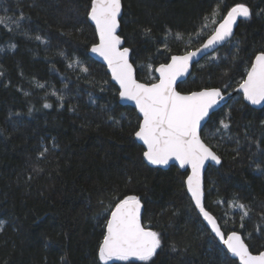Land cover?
<instances>
[{"label":"trees","instance_id":"trees-1","mask_svg":"<svg viewBox=\"0 0 264 264\" xmlns=\"http://www.w3.org/2000/svg\"><path fill=\"white\" fill-rule=\"evenodd\" d=\"M89 4L0 0V264H103L98 248L106 219L125 195L141 198L143 222L160 233L161 248L149 262L108 264H239L188 195V171L143 159L134 135L137 110L120 102L107 67L89 54L98 41ZM218 4L217 24L237 4L252 14L214 56L194 65L178 89H235L264 51V0H123L120 34L138 78L153 82L149 66L199 46L213 29L202 30L203 18L211 19ZM206 125L202 137L222 159L207 170L206 207L226 233L239 231L259 253L264 107L254 108L238 93ZM234 200L250 208L244 227Z\"/></svg>","mask_w":264,"mask_h":264},{"label":"snow or ice","instance_id":"snow-or-ice-1","mask_svg":"<svg viewBox=\"0 0 264 264\" xmlns=\"http://www.w3.org/2000/svg\"><path fill=\"white\" fill-rule=\"evenodd\" d=\"M220 11L218 4L210 14L211 24H217L216 17ZM251 14L250 8L245 4L231 7L221 17L218 26L213 28L206 42L194 51L171 56L170 62L162 63L155 69L159 73L157 82L145 84L135 78L129 59L131 49L122 46L124 40L118 34L122 0H90L87 12L98 35V42L92 46L91 51L107 62L112 79L119 84L120 97L134 101L142 114L134 135L145 146L143 159L150 165L164 166L170 161H176L181 168L190 167L191 174L186 179L187 190L203 218L211 225L212 232L226 246L227 253H231V258H238L239 264H264V251L254 255L237 231L225 234L203 203L202 174L205 162L214 161L219 164L221 158L204 142L201 132L207 126L206 118H210V112L224 100V94L220 88L214 87L186 94L177 90V81L188 72L193 58L228 41L234 35L233 26L238 18H249ZM20 18L23 19L22 16ZM209 19V16L203 18L202 30L208 27ZM3 22L0 19V23ZM145 31L150 32V29ZM175 37L183 39V34L176 33ZM36 39L41 38L37 36ZM83 70L87 71V68ZM37 86L43 87L39 84ZM238 88L243 93V98L251 104L264 103V51L255 56L238 82ZM44 107L50 105L45 104ZM220 126L223 129L229 128V124L223 120L220 121ZM219 131L218 128L217 132ZM43 154L40 153L41 156ZM257 167L259 168V164ZM142 207L139 196L125 195L111 208L98 248V258L103 264L133 259L149 262L161 248L160 233L142 222ZM232 207L240 210L241 227H244L243 221L250 218L249 206L234 200Z\"/></svg>","mask_w":264,"mask_h":264},{"label":"water","instance_id":"water-1","mask_svg":"<svg viewBox=\"0 0 264 264\" xmlns=\"http://www.w3.org/2000/svg\"><path fill=\"white\" fill-rule=\"evenodd\" d=\"M123 13H124V5H123V0H122V16H123ZM122 18V17H121ZM121 18H120V22H121ZM241 19H244V18H238V20H237V23L233 26V33H234V35H235V32H236V29H237V27H238V25H239V22H240V20ZM90 20V19H89ZM90 22H91V24L95 27V25H94V23L90 20ZM219 22H221V20L219 21ZM218 22V23H219ZM216 26H218V24L216 25ZM120 32H121V27H120V29H118V34L119 35H121L120 34ZM233 35V36H234ZM209 36V35H208ZM207 36V37H208ZM232 36V37H233ZM122 37V36H121ZM231 37V38H232ZM97 38H98V35H97ZM231 38H229V40L231 39ZM122 39L124 40V38L122 37ZM206 40H207V38L202 42V43H204V42H206ZM228 40V41H229ZM228 41H226V42H228ZM98 42V41H97ZM226 42H222L220 45H217L216 47H215V49L213 50V49H208V50H206L205 52H203V53H200V54H198L196 57H194L193 58V61L190 63V65H189V68H188V72L184 75V76H182V77H180L179 78V80L177 81V85H179V83H181V82H183V81H185L189 76H190V74H191V72H192V69H193V67H194V65L195 64H197V63H199L200 61H202L205 57H207V56H209V55H211L213 52H215V51H217L221 46H223ZM202 43L199 45V46H197V47H200L201 45H202ZM123 47H128V46H126V44H125V40H124V44L122 45ZM197 47H195V48H193V49H190V50H188V51H194ZM92 48V47H91ZM129 48V47H128ZM187 52V51H186ZM185 52H183V53H177V54H173V55H183ZM89 54L95 59V60H97L98 62H100V63H102L103 65H105L106 67H107V71H108V73L110 74V76H111V81L115 84V85H117V87L119 88V84L115 81V80H113L112 79V74H111V70L108 68V65H107V62L102 58V57H100L98 54H96V53H93L92 51H91V49H90V51H89ZM172 55V56H173ZM171 58V57H170ZM130 63H132V65H133V69H134V75H135V78L137 79V81L138 82H140V83H145V84H151V83H155V82H157V80L156 81H153V82H145V81H142V80H140L139 78H138V75H137V69H136V66L134 65V63H133V61H132V51L130 52ZM255 59V58H254ZM254 61V60H253ZM168 62H170V59H169V61ZM165 63H167V62H165ZM162 64V63H161ZM160 65V64H159ZM159 65L156 67V68H158L159 67ZM155 74H156V76L158 77V75H159V73L158 72H156L155 71ZM210 88H213V87H210ZM215 88V87H214ZM177 90L178 91H180L179 89H178V87H177ZM201 90V89H200ZM222 90V89H221ZM119 91H120V88H119ZM195 91H199V90H195ZM182 94H186V93H189V92H182V91H180ZM222 92H223V94H224V100H222V101H220V103L210 112V117H211V115L214 113V112H216L217 110H219L220 108H222L224 105H226L234 96H236L238 93H241L242 95H243V93L239 90V88H238V86L235 88V89H233L232 91H229V92H224L223 90H222ZM245 100V99H244ZM248 104H250L251 106H253L254 108H258V109H261V108H263L264 107V103H261V104H258V105H253V104H251L249 101H247V100H245ZM120 102L123 104V105H130V106H132V107H134L136 110H137V112H138V114H139V116H140V118H141V120H142V114H140L139 113V110H138V108L136 107V105H135V103H134V101H130V100H127V99H123V98H121L120 97ZM209 119L210 118H206V124H207V122L209 121ZM201 138L203 139V137H202V132H201ZM137 139V141L144 147V149H145V146L143 145V142L142 141H140L138 138H136ZM204 140V139H203ZM204 142L206 143V141L204 140ZM207 144V143H206ZM210 146V145H209ZM213 149V148H212ZM213 151H215L214 149H213ZM216 152V151H215ZM216 154L218 155V153L216 152ZM219 156V155H218ZM221 158V157H220ZM146 162V161H145ZM221 162H222V159H221ZM221 162L219 163V164H216L214 161H206L205 162V168H204V171H203V174H202V189H203V193H204V197H203V203H204V206H205V209L207 210V211H209L215 218H216V220H217V223L220 225V227H221V230L223 231V232H225L224 230H223V228H222V225H221V223H220V221H219V219L210 211V210H208L207 209V207H206V203H205V198H206V185H205V177H206V173H207V170H208V168L210 167V165H215V166H218V165H220L221 164ZM147 163V162H146ZM148 164V163H147ZM150 165V164H149ZM171 165H176L177 167H179L181 170H183V171H188V174H187V176L188 175H190L191 174V168L190 167H185V168H181L180 166H179V164H178V162H176V161H170L169 162V164L168 165H164V166H156V165H150V166H153V167H161V168H164V169H168ZM186 179H187V177H186ZM186 182V181H185ZM186 189H187V185H186ZM187 193H188V195L190 196V198L192 199V197H191V193L190 192H188V190H187ZM192 202H193V204L195 205V201L192 199ZM142 205H143V207H142V222H143V216H144V212H145V208H144V204H143V202H142ZM195 207H196V205H195ZM196 209H197V211L199 212V209L196 207ZM199 214L201 215V217H202V219H203V221L206 223V225L209 227V229L211 230V225H209L208 224V222L203 218V215L199 212ZM144 223V222H143ZM153 230V229H152ZM211 232H212V230H211ZM241 236H242V238L244 239V241H245V243L248 245V243L246 242V240H245V238H244V236H243V234L242 233H240L239 231H237ZM214 235H215V233L214 232H212ZM225 234H228V233H226L225 232ZM216 237V236H215ZM217 239H218V241L222 244V246L225 248V250L227 251V249H226V246L223 244V242L218 238V237H216ZM249 246V245H248ZM249 249H250V247H249ZM250 251H251V249H250ZM264 251V250H263ZM252 252V251H251ZM254 255L255 254H258V253H254V252H252ZM230 256H231V253H228ZM234 259H236V260H238V258H234Z\"/></svg>","mask_w":264,"mask_h":264},{"label":"rangeland","instance_id":"rangeland-1","mask_svg":"<svg viewBox=\"0 0 264 264\" xmlns=\"http://www.w3.org/2000/svg\"><path fill=\"white\" fill-rule=\"evenodd\" d=\"M211 19H209V24L208 25H210V27H211V29L212 28H214V26H213V24H211ZM213 30V29H212ZM218 51V50H217ZM214 54H216V51L215 52H213L211 55H209V56H207V57H212V56H214ZM206 58V57H205ZM201 62V61H200ZM155 69H156V67H154L153 65H151V66H149V70H150V74H151V76L153 77V78H155V80L154 81H156L157 80V76H156V74H155Z\"/></svg>","mask_w":264,"mask_h":264},{"label":"flooded vegetation","instance_id":"flooded-vegetation-1","mask_svg":"<svg viewBox=\"0 0 264 264\" xmlns=\"http://www.w3.org/2000/svg\"><path fill=\"white\" fill-rule=\"evenodd\" d=\"M204 129V128H203Z\"/></svg>","mask_w":264,"mask_h":264}]
</instances>
